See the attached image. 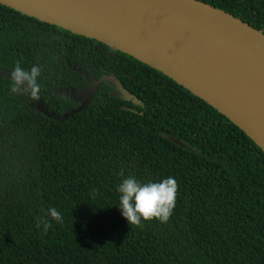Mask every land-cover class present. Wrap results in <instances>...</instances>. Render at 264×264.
<instances>
[{
  "label": "trees",
  "instance_id": "1",
  "mask_svg": "<svg viewBox=\"0 0 264 264\" xmlns=\"http://www.w3.org/2000/svg\"><path fill=\"white\" fill-rule=\"evenodd\" d=\"M198 1L264 33V0ZM17 63L41 67L39 100L11 92ZM104 77L138 104L105 83L76 112L66 93ZM129 176L176 179L168 222L128 224ZM52 207L63 222L45 234ZM0 264H264V153L163 74L0 5Z\"/></svg>",
  "mask_w": 264,
  "mask_h": 264
},
{
  "label": "water",
  "instance_id": "2",
  "mask_svg": "<svg viewBox=\"0 0 264 264\" xmlns=\"http://www.w3.org/2000/svg\"><path fill=\"white\" fill-rule=\"evenodd\" d=\"M0 5L127 55L163 74L238 127L263 153L264 33L198 0H0ZM115 77L94 82L84 110ZM178 145L179 142L172 140Z\"/></svg>",
  "mask_w": 264,
  "mask_h": 264
},
{
  "label": "clouds",
  "instance_id": "3",
  "mask_svg": "<svg viewBox=\"0 0 264 264\" xmlns=\"http://www.w3.org/2000/svg\"><path fill=\"white\" fill-rule=\"evenodd\" d=\"M42 69L34 65L30 70L23 69L17 63L10 74V90L14 94L29 96L32 100H39L40 77ZM124 175L123 172L120 173ZM179 185L173 177L164 178L159 182L141 183L132 176L124 178L118 185L119 208L122 216L128 224L143 227L142 221L159 220L161 223L168 222L176 206ZM48 217L57 223L63 222L61 213L54 207L49 208L44 216L37 218V228L43 227L47 234L52 224Z\"/></svg>",
  "mask_w": 264,
  "mask_h": 264
},
{
  "label": "rangeland",
  "instance_id": "4",
  "mask_svg": "<svg viewBox=\"0 0 264 264\" xmlns=\"http://www.w3.org/2000/svg\"><path fill=\"white\" fill-rule=\"evenodd\" d=\"M66 95H68L75 102H79L80 101V103H82V104L86 101L85 99H86V96H87V95H85V93H79V92H69V93H66Z\"/></svg>",
  "mask_w": 264,
  "mask_h": 264
},
{
  "label": "bare ground",
  "instance_id": "5",
  "mask_svg": "<svg viewBox=\"0 0 264 264\" xmlns=\"http://www.w3.org/2000/svg\"><path fill=\"white\" fill-rule=\"evenodd\" d=\"M256 132L262 136L264 139V126L262 127H256Z\"/></svg>",
  "mask_w": 264,
  "mask_h": 264
},
{
  "label": "flooded vegetation",
  "instance_id": "6",
  "mask_svg": "<svg viewBox=\"0 0 264 264\" xmlns=\"http://www.w3.org/2000/svg\"><path fill=\"white\" fill-rule=\"evenodd\" d=\"M84 102V101H83ZM77 103H80V101L79 102H77ZM80 104H82V103H80Z\"/></svg>",
  "mask_w": 264,
  "mask_h": 264
}]
</instances>
